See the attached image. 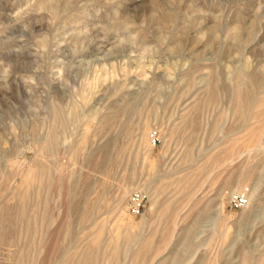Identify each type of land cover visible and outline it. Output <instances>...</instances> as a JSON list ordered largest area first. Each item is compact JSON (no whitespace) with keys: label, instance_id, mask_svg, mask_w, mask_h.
Instances as JSON below:
<instances>
[{"label":"rangeland","instance_id":"obj_1","mask_svg":"<svg viewBox=\"0 0 264 264\" xmlns=\"http://www.w3.org/2000/svg\"><path fill=\"white\" fill-rule=\"evenodd\" d=\"M110 1L0 0V264H264V0Z\"/></svg>","mask_w":264,"mask_h":264},{"label":"built area","instance_id":"obj_2","mask_svg":"<svg viewBox=\"0 0 264 264\" xmlns=\"http://www.w3.org/2000/svg\"><path fill=\"white\" fill-rule=\"evenodd\" d=\"M147 200L146 192L135 189L132 190L127 197V208L133 214L141 213V210ZM248 204L247 189L241 188L232 191L228 196V205L234 209H241Z\"/></svg>","mask_w":264,"mask_h":264},{"label":"bare ground","instance_id":"obj_3","mask_svg":"<svg viewBox=\"0 0 264 264\" xmlns=\"http://www.w3.org/2000/svg\"><path fill=\"white\" fill-rule=\"evenodd\" d=\"M45 1V0H44ZM133 1V0H132ZM136 1V0H135ZM182 1H184V0H182ZM192 1V0H191ZM105 2L106 3H110V2H112V1H110V0H105ZM113 2H115V1H113ZM116 4H117V2H116ZM192 4V3H191ZM45 5V4H44ZM110 5V4H109ZM189 5H190V3H189ZM118 7V6H117ZM193 7V6H192ZM259 7V6H258ZM262 9H264V8H262ZM186 10V9H185ZM184 10V12H182V13H184L183 15L184 16H182V22L181 23H183V21H189L190 20V18H192V15H194V14H192V13H189L188 12V9H187V12ZM260 11V10H259ZM258 12V11H257ZM115 13H117V10H116V12H114V15H116ZM260 13V12H259ZM119 14V13H118ZM181 15V14H180ZM209 15V14H208ZM207 15V16H208ZM213 15V14H212ZM236 15V14H235ZM207 16H206V20L208 19L207 18ZM211 16V15H210ZM194 17V16H193ZM210 18H212V16L210 17ZM214 19V18H213ZM234 19V18H233ZM181 20V19H180ZM194 20H196V19H194ZM231 20V19H230ZM200 22V21H199ZM111 24V23H110ZM184 24V23H183ZM200 24V25H199ZM198 24V26L197 27H195L192 31L194 32V31H196V30H198V29H200V27L203 29V27H202V24H203V22L202 23H199ZM227 24V23H226ZM230 24V23H229ZM184 26H185V24H184ZM235 26V25H234ZM128 27V26H127ZM236 27V26H235ZM235 27H234V29H235ZM186 28V27H185ZM130 30V29H129ZM191 31V32H192ZM199 31H201V29L199 30ZM206 31V30H205ZM188 32V31H187ZM202 32V31H201ZM190 33V32H189ZM188 33V34H189ZM138 34V32L136 33V35ZM200 34H203L202 36H204V32H202V33H200ZM206 35V34H205ZM236 35V33H233V38H234V36ZM134 36H135V34H134ZM189 36H190V34H189ZM191 36H193L192 35V33H191ZM201 35L200 36H195L194 38V40H196V42H199L200 41V39L201 38H203ZM113 38L115 37V36H112ZM126 37H128V36H126ZM136 37V36H135ZM140 37V36H139ZM207 37V36H206ZM210 37V36H209ZM228 37V36H227ZM129 38V37H128ZM137 38V37H136ZM225 39V38H224ZM111 40V39H110ZM119 40V39H118ZM117 40V41H118ZM133 40V39H132ZM202 40L203 39H201V42H202ZM106 41H108V40H106ZM114 41V40H113ZM112 42V41H111ZM110 42V43H111ZM195 42V43H196ZM109 44V43H108ZM113 44V43H112ZM104 46V45H103ZM111 46V45H110ZM194 46V45H193ZM206 46V45H205ZM195 47H196V44H195ZM107 48H108V46H107ZM99 49V48H98ZM192 50V49H191ZM189 52V51H188ZM197 52V51H196ZM242 66V65H241ZM243 157V156H242ZM241 157V158H242ZM244 157H245V155H244ZM243 157V159H240L239 158V160H237V161H239L237 164L239 165V166H244V164H246L245 162H246V160H244L245 158ZM194 166V165H193ZM262 166H264V165H262ZM260 167V166H259ZM255 171V170H254ZM261 171V170H260ZM262 171H264V170H262ZM261 171V172H262ZM261 172H259V173H261ZM258 176V175H257ZM179 177V176H178ZM260 184V183H259ZM262 185H264V184H262ZM123 188L124 189H126V186H123ZM222 190V189H221ZM257 187H252V190H251V192H250V195H249V203L250 204H256V206L258 205H261L260 204V202H262V201H264V193H262V192H264V191H260V192H257ZM155 194V193H154ZM196 195V196H195ZM190 197V196H189ZM192 199H193V201L194 200H198L199 199V197L197 196V193L195 194H193V196L191 197ZM190 198V199H191ZM257 206V207H258ZM260 209H261V207H260ZM261 211V210H260ZM259 220V219H258ZM262 222H264V221H262ZM176 227V226H175ZM254 227H255V225H254ZM257 228V227H256ZM259 229V228H258ZM251 230V229H250ZM142 233V232H141ZM142 237V236H141ZM139 238V237H138ZM142 239V238H141ZM140 240V239H139ZM145 240V239H144ZM262 240H264V239H262ZM146 241V240H145ZM138 244L140 245V241L138 242ZM142 244H143V242H142ZM142 247V246H141Z\"/></svg>","mask_w":264,"mask_h":264}]
</instances>
